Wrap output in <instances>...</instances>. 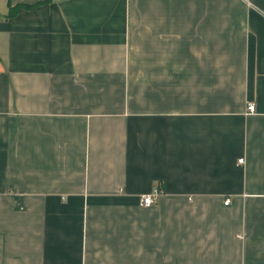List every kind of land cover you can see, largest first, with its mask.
Listing matches in <instances>:
<instances>
[{
  "label": "crops",
  "instance_id": "1",
  "mask_svg": "<svg viewBox=\"0 0 264 264\" xmlns=\"http://www.w3.org/2000/svg\"><path fill=\"white\" fill-rule=\"evenodd\" d=\"M0 264H264V0H0Z\"/></svg>",
  "mask_w": 264,
  "mask_h": 264
},
{
  "label": "built area",
  "instance_id": "2",
  "mask_svg": "<svg viewBox=\"0 0 264 264\" xmlns=\"http://www.w3.org/2000/svg\"><path fill=\"white\" fill-rule=\"evenodd\" d=\"M256 110L255 103L248 102L246 104L245 113L246 114H252ZM239 162H243V158L239 159ZM162 195V191L158 188H154L151 191L147 193H142L139 195V205L141 207L147 208L155 204L159 197ZM229 202V199H225L224 203L227 204Z\"/></svg>",
  "mask_w": 264,
  "mask_h": 264
}]
</instances>
